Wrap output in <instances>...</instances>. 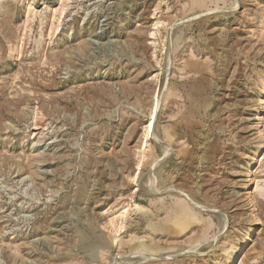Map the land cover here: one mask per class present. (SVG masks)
Here are the masks:
<instances>
[{"label":"rangeland","instance_id":"rangeland-1","mask_svg":"<svg viewBox=\"0 0 264 264\" xmlns=\"http://www.w3.org/2000/svg\"><path fill=\"white\" fill-rule=\"evenodd\" d=\"M0 264H264V0H0Z\"/></svg>","mask_w":264,"mask_h":264},{"label":"bare ground","instance_id":"bare-ground-1","mask_svg":"<svg viewBox=\"0 0 264 264\" xmlns=\"http://www.w3.org/2000/svg\"><path fill=\"white\" fill-rule=\"evenodd\" d=\"M260 109H261V108H260ZM260 109L257 111V114H259ZM255 112H256V111H255ZM257 114H256V115H257ZM257 117H258V116L254 117V118H257ZM259 149H260V146L257 148L256 151H254V154H257ZM248 158L251 159L252 156H248ZM248 162H249V161H248ZM254 181H255L254 179L249 180L248 182H246V183H248V184L242 186V189H247L248 187L253 186V182H254ZM255 183H256L255 185H258V182H257V181H256ZM252 227H254V224H251V228L248 229V232L251 231ZM248 232H246L247 235H248ZM238 249H239V248H236L235 251H232L229 260L232 259V258L234 257V255L237 253Z\"/></svg>","mask_w":264,"mask_h":264}]
</instances>
